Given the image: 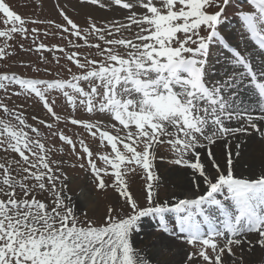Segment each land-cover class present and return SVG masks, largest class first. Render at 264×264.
I'll return each instance as SVG.
<instances>
[{"label": "snow or ice", "instance_id": "1", "mask_svg": "<svg viewBox=\"0 0 264 264\" xmlns=\"http://www.w3.org/2000/svg\"><path fill=\"white\" fill-rule=\"evenodd\" d=\"M84 2L105 7L100 0ZM247 2L254 11H237L256 50L245 47L242 52L240 44L233 47L220 31L233 0H159V5L153 0H106L108 7L129 10L128 23L98 26L93 22L81 28L61 10L65 25L55 27L83 41L69 39L67 43L73 49L96 50L93 58L77 51L66 55L80 70L72 73L66 68L71 79L0 74V90L18 86L16 95L36 98L56 121L60 117L54 111L55 101H50L53 92L61 93L73 111L79 106L118 122L70 120L110 146L108 154L99 156L113 170L115 182L110 184L104 179L108 168L97 167L83 139L77 152L72 138L58 131L51 134L71 147L81 161L80 168L91 169L95 187L111 186L123 198V204L108 208L102 222L81 220L66 192L69 177L61 167L63 162L50 158L39 128L27 123L20 110L0 102V151L19 156L0 162V264H173L164 258L177 247L172 241L160 238L151 245L156 249L153 255L148 249L143 253L134 249L132 237L140 231L141 218L150 216L157 218L165 236L192 247L180 264L201 260L227 264L225 254L234 257V247L245 243L264 249V174L256 179L237 178L232 169L243 134L252 129L264 142V0ZM136 7L145 11H132ZM0 14V20L10 24L0 31V38L6 40L17 33L28 38L26 25L41 23L22 18L5 0H0ZM132 25L138 28L134 36H122V30ZM37 33L38 29H31L33 43ZM213 46L230 54L222 71L209 60ZM7 48V44L0 47V59L7 57ZM45 49L43 43L36 48ZM46 50L65 53L64 47ZM81 82H87V90ZM32 119L50 131L55 127L37 116ZM231 140L237 141L236 151L223 153L226 166L222 170L212 146L223 148ZM164 144L173 154L171 164L202 178L204 194L160 199L155 160ZM200 149L209 157L206 162ZM138 170L146 176L143 206L132 197L125 179L129 172L140 174ZM195 188L198 192L200 184ZM37 193H50V203L38 199ZM125 206L130 210L125 212ZM210 209L217 211L209 214ZM169 213L175 214L173 226L166 218Z\"/></svg>", "mask_w": 264, "mask_h": 264}, {"label": "rangeland", "instance_id": "2", "mask_svg": "<svg viewBox=\"0 0 264 264\" xmlns=\"http://www.w3.org/2000/svg\"><path fill=\"white\" fill-rule=\"evenodd\" d=\"M5 2L22 18L41 21V23H28L26 25L30 33L28 38H23L20 33L15 34L12 40L0 38V47H3L5 44L8 45L6 49L8 52L7 57L5 59H0V74H17L21 78H39L46 80L71 79V74L79 73L80 70L73 62L65 58L68 53L77 51L79 53H87L90 58H93V54L96 51L95 49H89L87 47L73 49L72 46L67 43V40L71 39L74 43L80 44H82L83 41L77 40L76 37L70 36L67 33H62L55 27V24L65 25V21L60 14L61 10L81 28H88L93 22L98 26H103L106 22L111 23L112 21L128 23L127 17L130 14L129 10L121 7H108L106 0H100V3H105V7H100L99 4L93 5L91 3H85L84 0H5ZM123 2H127V0H123ZM153 2L159 5V0H153ZM238 9L246 12L254 11L247 0H233L232 6L226 9V16L224 17V22L220 25V31L225 35L227 41L233 47L240 44V50L242 52L245 47L256 50L255 42L252 40L250 33H247L246 26H244V22L237 11ZM132 11L141 14L145 9L136 7L132 9ZM0 16H2V14H0ZM9 27L10 24L5 25L2 20H0V31L7 30ZM33 28L38 29V33L35 34V43H33L31 34V29ZM137 30V26L132 25L131 29L122 30L121 35L132 38ZM46 32L48 33L47 35H45ZM201 34L203 35V32H201ZM89 40L90 42L101 43V46L104 47L103 43L95 40L94 37H89ZM40 43H43L46 49L64 47L65 53H61L58 50L49 52L46 49L37 51L36 48ZM21 45H23V47H21ZM245 54L247 53L245 52ZM226 57L230 58L228 51L218 46H213L211 48L209 60L215 64L218 71H222L227 67L225 63ZM56 58H59V63H56ZM95 58L98 59V57ZM258 59L257 57V60ZM218 60L220 63H216ZM68 67L72 69V73L66 71ZM37 68L39 69L38 72L35 71ZM81 85L87 90V82H81ZM18 90V86H9L7 91L0 90V102L5 103L9 108L20 110L26 116L27 123L39 128L43 137L46 138L43 142L46 148L49 149L50 158L54 161L63 162L61 167L69 177V180L66 181L68 185L66 192L67 195L71 196L75 211L77 215L80 216L81 220L89 219L102 222L108 212V208L110 206L123 204V198L120 197L117 190L111 186L103 190L95 187L91 169L87 166L80 168L78 165L81 161H78L77 156L72 154L71 147L64 143L59 136H53L51 133L56 131L63 132L69 136V138H72L77 144V152H80L79 141L83 139L93 151L97 167L108 168L109 174L105 175L104 179L106 184H110L115 182V177L111 175L113 170L110 166L104 165V162L99 159L100 155L110 152V146L107 145L106 141L101 142L98 139V135L97 137H91L87 131L79 125H72L70 120L76 118L84 121H100L102 124H118V122L112 120L108 114H89L83 107L79 106L77 110L73 111L71 105L67 103L61 93L53 92L50 96V101H55L54 111L60 117V120L56 121L55 118L52 117L51 114H48L46 109L43 108L42 102H39L36 98L26 99L24 96L16 95ZM2 115L3 113L0 112V116ZM33 116L44 119L46 122L54 123L55 127L50 131L44 125L39 124L38 120H33ZM251 132L250 134H243V136L247 137L253 134L254 139L257 138V140L259 139L261 141V138L259 135L256 136L257 133L254 130H251ZM30 135L34 134L30 133ZM232 142L235 144V140L229 141V144ZM218 144L223 145L224 141H219ZM225 148L226 146L221 148L214 145L212 146V151L219 159V153L223 154L225 150H228ZM199 151L202 161L206 162L209 159L206 152L203 149ZM245 154L246 151L241 147L239 158L234 160L235 163L239 161L240 169L236 170L233 168L234 175L237 178L256 179L258 177L255 175L253 178H251V175H246L248 173L246 167L250 165L245 162V164H242ZM81 155L83 154L81 153ZM13 157L19 159L18 154H6L0 151V162L10 160ZM172 158L174 157L170 151V146L167 144L159 146L157 158L155 160V172L159 176L158 193L160 199L164 200L171 197H180L182 195L181 192L189 194L194 191L196 195L204 194L206 192V185L201 182L202 178H198L197 175L188 168L171 164L169 161ZM253 163L255 165L260 163L258 157L253 159ZM73 164L77 166L72 167L71 165ZM262 166L264 168V163ZM138 172L140 174L129 172L125 176V179L132 197L138 200L141 206H143L146 195V176L142 173V170H138ZM102 175L104 174L102 173ZM197 183L200 184L198 192L195 188ZM82 191L86 192V195L83 199H80ZM37 198L50 203L51 194L37 193ZM218 198L223 199V197L219 195ZM227 203L229 207H231L230 202ZM124 210L127 212L130 209L128 206H125ZM216 211L215 209H210L209 214L216 213ZM166 218L170 226H173L175 223V214L169 213ZM160 238H163L165 242L172 241L177 245V248L183 249L182 254L179 256V258H182L180 262L187 253L193 251L192 247L186 243L174 240L173 237L165 236V234L159 230L157 218L151 216L141 218L140 231L132 237L134 249L140 253L148 249L149 255H153L156 249L152 248L151 245L156 244ZM252 238L253 237H250V239ZM245 245L246 243L241 245L244 246L245 250H243L241 246L238 248L234 247V249H236L233 250L235 252L234 257L230 258L227 253L225 254L224 260L227 261V264H233V260H235V264H243V260L248 258L246 252L251 251L247 246L245 247ZM255 246L259 247L258 245ZM164 258L173 261V253H165ZM199 264H206V262L201 260ZM253 264H264V260L260 263L253 261Z\"/></svg>", "mask_w": 264, "mask_h": 264}, {"label": "bare ground", "instance_id": "3", "mask_svg": "<svg viewBox=\"0 0 264 264\" xmlns=\"http://www.w3.org/2000/svg\"><path fill=\"white\" fill-rule=\"evenodd\" d=\"M238 139H239V137H238ZM236 144H237L236 140H235V144H234V142H232L231 144H228V146H226V148L228 150H225V152L231 151V152L235 153ZM241 147L243 150L246 151L244 161H242V164L246 163V164L250 165V166L247 165V167H246V171L248 172L246 175L247 176L251 175V178H253L254 175L256 177H259L261 174L264 173V168L262 166V164L264 163V143L262 141H260L259 139L257 140V138L254 139L253 134H252V135H249L247 137L243 136V144ZM218 156H219L218 163L220 164L221 169L223 170L226 166V158L221 153H219ZM255 157H258V161L260 162V163H257V165H255L253 163V159ZM260 157H261V161H260ZM233 168L236 170L240 169L239 161H237V163H235V161L233 162L232 169ZM193 193H195V192L193 191ZM193 193L191 192L189 194H185V192H181L182 195L180 197L182 198L185 195L191 196V195H193ZM85 195H86V192L82 191L81 195H80V199H83L85 197ZM252 239H254V238H252ZM246 246L251 251L246 252L248 258L243 260V264H253V261H255L256 263H260L261 261L264 260V249H261L260 247H257V246L254 247V245H250L247 243H246L245 247ZM241 247L243 250H245L244 246H241ZM233 250H236V249H233ZM182 251H183L182 248H177V247L175 248L174 251H172L173 256H174V258H173L174 260L172 261L173 264H180V260L182 258L181 257L179 258V256L182 254ZM176 258L178 259V261Z\"/></svg>", "mask_w": 264, "mask_h": 264}]
</instances>
